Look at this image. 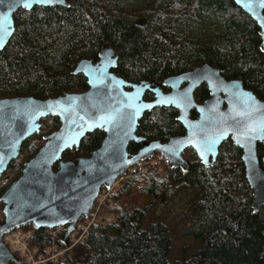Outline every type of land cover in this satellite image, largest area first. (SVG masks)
<instances>
[{
	"label": "trees",
	"instance_id": "1",
	"mask_svg": "<svg viewBox=\"0 0 264 264\" xmlns=\"http://www.w3.org/2000/svg\"><path fill=\"white\" fill-rule=\"evenodd\" d=\"M66 1L68 7H34L14 15L15 31L0 52V98L29 94L48 98L85 90V78L72 70L81 58L95 60L106 43L117 52V70L126 80L159 82L208 62L222 67L225 78L241 79L244 87L264 98L258 28L232 0H152L138 9L123 7L120 0ZM207 18L215 19L216 30L201 35L200 24ZM207 95L202 85L195 99ZM176 114L172 108L145 113L137 134L164 141L183 133ZM41 122L40 133L23 143L6 172L17 177L42 145V135L59 124L52 117ZM103 136L99 130L87 134L63 158L89 155ZM138 147L131 143L128 150L134 153ZM240 153L228 139L206 168L189 149L184 152L186 170L171 168L156 153L153 159L162 171L149 166L130 176L112 196L114 203H105L103 212H113L114 219L92 225L86 239L50 264H264V205L252 212ZM263 154L264 147L258 144L257 155ZM6 186H0V194ZM180 186L195 195L196 219L185 240L153 210ZM28 228L33 230L31 245L43 250L52 242L49 229ZM56 245L63 247L58 239Z\"/></svg>",
	"mask_w": 264,
	"mask_h": 264
},
{
	"label": "water",
	"instance_id": "2",
	"mask_svg": "<svg viewBox=\"0 0 264 264\" xmlns=\"http://www.w3.org/2000/svg\"><path fill=\"white\" fill-rule=\"evenodd\" d=\"M258 28L264 53V0H232ZM28 6H25V5ZM68 7L66 0H3L0 2V52L15 31L14 15L34 7ZM118 54L103 44L96 59H79L72 74H81L86 89L48 98L33 94L0 98V178L21 152L24 142L39 134L42 119L56 118L58 127L42 135L43 143L23 165L19 175L0 194V264H15L18 258L2 236L31 225L34 229L63 227L67 236L77 221L87 216L102 188L109 189L129 167L158 153L171 168L186 170L183 156L191 149L206 168L214 164L221 144L230 139L240 150L244 177L251 190V208L264 205V98L245 88L239 78L226 79L224 69L208 62L170 75L159 82H132L117 70ZM206 85L209 96L195 99V91ZM166 89V90H164ZM146 93L152 95L145 99ZM155 108H172L183 133L166 140L137 134L139 120ZM194 112L195 116H191ZM254 129V131L252 130ZM96 130L103 132L100 145L87 156L64 159L67 150ZM131 143L139 145L130 153Z\"/></svg>",
	"mask_w": 264,
	"mask_h": 264
},
{
	"label": "built area",
	"instance_id": "3",
	"mask_svg": "<svg viewBox=\"0 0 264 264\" xmlns=\"http://www.w3.org/2000/svg\"><path fill=\"white\" fill-rule=\"evenodd\" d=\"M141 164L138 165L140 167ZM137 167H132L129 171L132 172ZM126 176L119 178L109 190H103L99 195L95 207L91 211V214L79 221L76 225L74 232L69 236V244L65 248H58L56 245V240L62 232V227H58L51 231L52 242L48 247L41 250L36 246H32L31 242L33 239V232L30 229H16L10 231L3 236L4 243L9 247V249L20 258L23 264H50L55 262L59 256H61L66 250L75 246L77 243L86 239L89 233V229L92 225L103 224L105 222H110L114 219L112 215L101 216V210L107 197L114 194L121 187ZM111 205V203H110ZM3 219L2 210L0 208V221Z\"/></svg>",
	"mask_w": 264,
	"mask_h": 264
},
{
	"label": "rangeland",
	"instance_id": "4",
	"mask_svg": "<svg viewBox=\"0 0 264 264\" xmlns=\"http://www.w3.org/2000/svg\"><path fill=\"white\" fill-rule=\"evenodd\" d=\"M150 1L152 0H120V4L127 9H138L146 6ZM215 24V19L213 18L203 20L199 27L201 35H208L210 31H215ZM149 166H156L157 171H162V165L157 166L156 160L152 158L142 164L138 169L136 168L130 172L125 180L129 179L132 174L146 172ZM15 178V174L12 172H5L0 180L1 185L6 184L8 186ZM112 196L110 195L107 198L112 199L114 203ZM194 199L195 195L191 189L180 186L174 189V193L170 199L158 203L153 209L156 215L163 217L166 222L175 227L177 236L181 240L187 239V236L190 234V229L193 227V222L196 219L195 211L193 210ZM109 213L115 215L113 212Z\"/></svg>",
	"mask_w": 264,
	"mask_h": 264
},
{
	"label": "flooded vegetation",
	"instance_id": "5",
	"mask_svg": "<svg viewBox=\"0 0 264 264\" xmlns=\"http://www.w3.org/2000/svg\"><path fill=\"white\" fill-rule=\"evenodd\" d=\"M227 79V78H226ZM204 85V84H203ZM206 86V85H205ZM201 87V86H200ZM246 88V87H245ZM206 89H207V87H206ZM166 90V89H165ZM197 91V90H196ZM196 91H195V93H196ZM207 93H208V95H207V97L209 96V92H208V89H207ZM146 94H149V93H146ZM151 95V94H150ZM206 97V98H207ZM144 98H145V96H144ZM151 98H152V95H151ZM206 98H204V99H206ZM260 98V97H259ZM204 99H202L201 101H203ZM261 99H263V98H261ZM198 101V100H197ZM198 102H200V101H198ZM191 116H195V113L194 112H192L191 113ZM134 144V143H133ZM137 145V144H136ZM139 148V147H138ZM137 151V150H136ZM135 151V152H136ZM184 155V154H183ZM259 157V156H258ZM260 158V157H259Z\"/></svg>",
	"mask_w": 264,
	"mask_h": 264
},
{
	"label": "snow or ice",
	"instance_id": "6",
	"mask_svg": "<svg viewBox=\"0 0 264 264\" xmlns=\"http://www.w3.org/2000/svg\"><path fill=\"white\" fill-rule=\"evenodd\" d=\"M0 2H3V0H0ZM45 2H49V0H45ZM25 6H28L27 4ZM0 30H3V24H0ZM254 131V129H252Z\"/></svg>",
	"mask_w": 264,
	"mask_h": 264
},
{
	"label": "bare ground",
	"instance_id": "7",
	"mask_svg": "<svg viewBox=\"0 0 264 264\" xmlns=\"http://www.w3.org/2000/svg\"><path fill=\"white\" fill-rule=\"evenodd\" d=\"M33 246V245H32ZM34 247V246H33Z\"/></svg>",
	"mask_w": 264,
	"mask_h": 264
}]
</instances>
